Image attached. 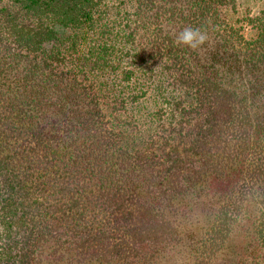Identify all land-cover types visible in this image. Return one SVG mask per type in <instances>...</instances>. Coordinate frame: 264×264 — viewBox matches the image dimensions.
<instances>
[{"label": "trees", "instance_id": "obj_1", "mask_svg": "<svg viewBox=\"0 0 264 264\" xmlns=\"http://www.w3.org/2000/svg\"><path fill=\"white\" fill-rule=\"evenodd\" d=\"M224 7L0 0V264H264V9Z\"/></svg>", "mask_w": 264, "mask_h": 264}, {"label": "rangeland", "instance_id": "obj_2", "mask_svg": "<svg viewBox=\"0 0 264 264\" xmlns=\"http://www.w3.org/2000/svg\"><path fill=\"white\" fill-rule=\"evenodd\" d=\"M236 9L233 10L230 7H224V15L229 21H238V23L243 22L244 25V33L246 36H249L253 31L247 20L244 19L245 15L255 14L260 9H264V0H235ZM61 29V28H60ZM146 107L144 108L146 111L148 109L154 108L152 101L149 98L145 100Z\"/></svg>", "mask_w": 264, "mask_h": 264}, {"label": "clouds", "instance_id": "obj_3", "mask_svg": "<svg viewBox=\"0 0 264 264\" xmlns=\"http://www.w3.org/2000/svg\"><path fill=\"white\" fill-rule=\"evenodd\" d=\"M210 40L207 32L200 28L186 26L180 30L175 37L177 46H187L193 50H198Z\"/></svg>", "mask_w": 264, "mask_h": 264}]
</instances>
